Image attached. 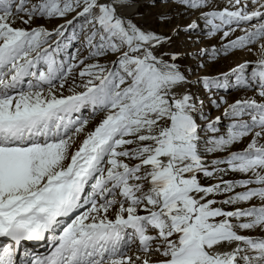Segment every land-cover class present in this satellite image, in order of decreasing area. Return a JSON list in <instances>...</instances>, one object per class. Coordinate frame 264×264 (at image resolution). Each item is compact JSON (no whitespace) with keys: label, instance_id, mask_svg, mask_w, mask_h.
<instances>
[{"label":"snow or ice","instance_id":"obj_1","mask_svg":"<svg viewBox=\"0 0 264 264\" xmlns=\"http://www.w3.org/2000/svg\"><path fill=\"white\" fill-rule=\"evenodd\" d=\"M0 237V264H264V0H0Z\"/></svg>","mask_w":264,"mask_h":264},{"label":"rangeland","instance_id":"obj_2","mask_svg":"<svg viewBox=\"0 0 264 264\" xmlns=\"http://www.w3.org/2000/svg\"><path fill=\"white\" fill-rule=\"evenodd\" d=\"M138 2H143V0H138ZM213 3L218 4L220 6H223L224 4L227 3V0H213ZM134 11L135 10L133 9L130 13L128 12V13H124V14L125 15H134ZM140 11L147 12L149 10L146 8H141ZM155 11L156 10H153V13ZM39 22L42 23V21H39ZM58 22L59 21H53L51 24H48L47 27L51 28ZM137 22L138 23H144L145 26H152L158 32H167L171 27L175 26L176 24H180L181 26H183V23H184V21L182 19L177 18V19H174L171 24L163 25V24L159 23V21L156 19V16L154 14L145 16L144 21L137 20ZM17 26H20L19 23H17ZM235 35H240V32H236ZM213 43H215L217 45L220 43L218 36L215 39H209L206 37H202L201 43L199 45H195V46L188 45L187 47L191 51V50H194L195 47H202L205 45L211 46V44H213ZM253 47L255 48V46H253ZM255 58L256 57L254 55H252L248 52L241 51V50H235L227 56L219 57L218 61L214 65V70H227L229 67L233 66L234 64H236L238 62H241L244 59L254 60ZM185 63H191V61L185 60ZM195 87H198V86H194V90H195ZM218 95H224L227 98L231 99L233 97L241 95V93H238V92L233 91V90H228L227 92L220 91L218 93ZM84 114L87 115V111H85ZM212 114L214 116L219 115V113L216 112L215 109L212 110ZM247 234L259 235L260 233L257 232V233H247Z\"/></svg>","mask_w":264,"mask_h":264},{"label":"bare ground","instance_id":"obj_3","mask_svg":"<svg viewBox=\"0 0 264 264\" xmlns=\"http://www.w3.org/2000/svg\"><path fill=\"white\" fill-rule=\"evenodd\" d=\"M133 9L132 8H125L122 9L121 11L123 13H130ZM47 245V241H40V242H36V241H23L20 245V250L21 252L27 251V250H32L31 253H45L46 252V248L48 247H44ZM39 249V250H38ZM38 250V251H37Z\"/></svg>","mask_w":264,"mask_h":264}]
</instances>
